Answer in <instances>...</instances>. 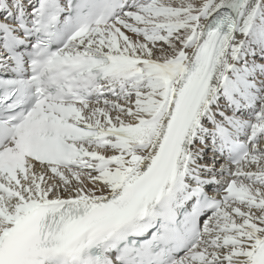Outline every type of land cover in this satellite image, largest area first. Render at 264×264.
<instances>
[{
  "label": "snow or ice",
  "instance_id": "snow-or-ice-1",
  "mask_svg": "<svg viewBox=\"0 0 264 264\" xmlns=\"http://www.w3.org/2000/svg\"><path fill=\"white\" fill-rule=\"evenodd\" d=\"M0 264H264V0H0Z\"/></svg>",
  "mask_w": 264,
  "mask_h": 264
}]
</instances>
